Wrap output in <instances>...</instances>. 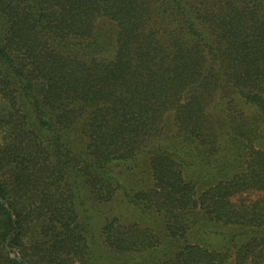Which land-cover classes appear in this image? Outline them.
<instances>
[{
    "label": "trees",
    "instance_id": "trees-1",
    "mask_svg": "<svg viewBox=\"0 0 264 264\" xmlns=\"http://www.w3.org/2000/svg\"><path fill=\"white\" fill-rule=\"evenodd\" d=\"M0 264H264V0H0Z\"/></svg>",
    "mask_w": 264,
    "mask_h": 264
},
{
    "label": "rangeland",
    "instance_id": "rangeland-1",
    "mask_svg": "<svg viewBox=\"0 0 264 264\" xmlns=\"http://www.w3.org/2000/svg\"><path fill=\"white\" fill-rule=\"evenodd\" d=\"M134 176H135V178H137V177L139 176V174L136 172ZM118 204L120 205L121 203H118ZM129 211H130V210H129ZM130 214L132 215L131 212H130ZM132 216H133V215H132ZM98 220H101V219L98 217ZM100 224H101L100 221H96V222H95V229H96V230L98 229V227L100 226Z\"/></svg>",
    "mask_w": 264,
    "mask_h": 264
}]
</instances>
